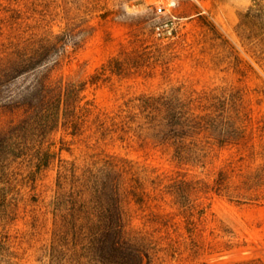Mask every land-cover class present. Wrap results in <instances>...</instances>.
Listing matches in <instances>:
<instances>
[{
    "label": "rangeland",
    "instance_id": "obj_1",
    "mask_svg": "<svg viewBox=\"0 0 264 264\" xmlns=\"http://www.w3.org/2000/svg\"><path fill=\"white\" fill-rule=\"evenodd\" d=\"M54 34L59 47L35 53ZM112 58L123 73L91 84ZM40 75L51 83L86 81L85 100L103 112L142 93L203 95L220 106L227 129L237 126V139L204 167L179 169L158 147L59 128L49 140L62 148L61 160L34 183L25 167L13 168L9 192L0 196V264H102L70 243L53 249L51 240L55 214L66 213L55 205L59 173L61 190H76L65 167L73 163L80 174L106 154L131 161L150 193V179L162 172L187 171L210 187L224 173L219 189L202 199V248L180 260L159 253L154 264H264V0H0V133L25 116L28 89ZM164 196L158 210L176 212ZM125 210L129 227H143L136 205Z\"/></svg>",
    "mask_w": 264,
    "mask_h": 264
},
{
    "label": "trees",
    "instance_id": "obj_2",
    "mask_svg": "<svg viewBox=\"0 0 264 264\" xmlns=\"http://www.w3.org/2000/svg\"><path fill=\"white\" fill-rule=\"evenodd\" d=\"M59 39V34L52 35L35 53L56 50L61 44ZM113 62L118 61L108 60L100 74L90 76L89 82L105 80L107 76L100 75L107 72L120 76L123 68ZM86 83H51L41 75L33 78L23 103L25 116L0 133V196L9 192L11 179L17 174L13 168L25 167L26 176L34 183L41 171L61 160L62 148L53 150L54 142L49 140V134L59 128L72 136L89 131V136L120 146L129 147L135 142L141 149L148 145L158 147L171 155L179 169L204 167L219 150L237 139V126L227 125V129L217 113L220 106L208 102L203 95L180 98L174 92L142 93L103 112L85 100L82 92ZM244 126L240 134L243 139ZM76 168L73 163L65 167L64 177L71 188L78 185L76 190H61L60 173L56 180L59 193L55 205L64 207L66 213L55 214L53 249L70 243L102 264H154L159 253L163 260H180L184 252L202 248L197 239L205 214L202 199L219 189L223 171L218 172L211 187L187 171L162 172L150 179V193L144 186L146 178L121 156L106 154L80 174ZM85 192L89 196L82 198ZM164 194L171 195V206L176 207V212L158 210V202L165 201ZM131 203L142 212L143 227L128 226L125 206Z\"/></svg>",
    "mask_w": 264,
    "mask_h": 264
},
{
    "label": "built area",
    "instance_id": "obj_3",
    "mask_svg": "<svg viewBox=\"0 0 264 264\" xmlns=\"http://www.w3.org/2000/svg\"><path fill=\"white\" fill-rule=\"evenodd\" d=\"M157 10L160 12L162 9H161V7H158Z\"/></svg>",
    "mask_w": 264,
    "mask_h": 264
}]
</instances>
